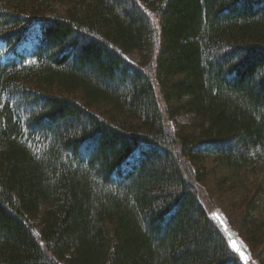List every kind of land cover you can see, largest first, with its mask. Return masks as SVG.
<instances>
[{"label":"trees","instance_id":"obj_1","mask_svg":"<svg viewBox=\"0 0 264 264\" xmlns=\"http://www.w3.org/2000/svg\"><path fill=\"white\" fill-rule=\"evenodd\" d=\"M202 194L264 264V0H0V264H244Z\"/></svg>","mask_w":264,"mask_h":264},{"label":"rangeland","instance_id":"obj_2","mask_svg":"<svg viewBox=\"0 0 264 264\" xmlns=\"http://www.w3.org/2000/svg\"><path fill=\"white\" fill-rule=\"evenodd\" d=\"M125 58L128 60V61H130V62H132V63H135V62H137L138 61V54L136 53V52H130V53H127L126 55H125ZM188 119H189V117H187V116H180V117H178L177 119H176V121H175V123H180V124H182V123H186V122H188ZM169 125L171 126V127H173L175 124L173 123V122H171V123H169ZM175 127V126H174ZM206 197V196H205ZM201 201H202V204L204 205V207H206V209L208 210V214H209V216L211 215L212 216V219L214 220V222L216 223V225H217V220L215 219V217L213 216V215H215V212H220L223 216H224V218L227 220V217H226V215L224 214V212L221 210V208H219V207H217V206H213V205H211V203L212 202H210L209 200H208V198L206 197V198H204V196H203V194H202V199H201ZM227 222H228V220H227ZM229 224V223H228ZM229 226H230V224H229ZM232 228V227H231ZM233 230H235L234 228H232ZM236 231V230H235ZM237 232V231H236ZM223 233V232H222ZM238 234V233H237ZM239 236V235H238ZM240 237V236H239ZM241 238V237H240ZM242 240V239H241ZM243 241V240H242ZM244 242V241H243ZM245 243V242H244ZM246 245V244H245ZM247 246V245H246ZM248 248V247H247ZM249 250V249H248ZM253 260H256L257 262H253ZM244 264H259V262H258V260L257 259H255V258H253L252 257V261H250V262H247V263H244Z\"/></svg>","mask_w":264,"mask_h":264},{"label":"water","instance_id":"obj_3","mask_svg":"<svg viewBox=\"0 0 264 264\" xmlns=\"http://www.w3.org/2000/svg\"><path fill=\"white\" fill-rule=\"evenodd\" d=\"M210 217L212 218L211 215H210ZM225 220H226V219H225ZM226 221H227V220H226ZM217 226H218V227L220 228V230L224 233V235H225V237H226V239H227V241H228L230 247L232 248L233 251H235V252L239 255L241 261L244 262V263H247V262L252 261V257H251V255H250V252H249L247 246H246L245 243L241 240V238L238 236L237 232H236L235 230H233V229L230 227V228L232 229L234 235H236V236L242 241L243 245L245 246L244 248L241 247V245L238 243V241H237L234 237H230L226 232L223 231V228H222V226L218 223V221H217ZM253 262L255 263V262H257V261H256V260H253Z\"/></svg>","mask_w":264,"mask_h":264},{"label":"bare ground","instance_id":"obj_4","mask_svg":"<svg viewBox=\"0 0 264 264\" xmlns=\"http://www.w3.org/2000/svg\"><path fill=\"white\" fill-rule=\"evenodd\" d=\"M215 219L218 221V223L222 226L223 231L226 232L230 237H234L238 243L241 245V247H245L242 243V241L234 235L232 229L230 228L228 222L225 220L224 216L220 212H215V215H213Z\"/></svg>","mask_w":264,"mask_h":264}]
</instances>
